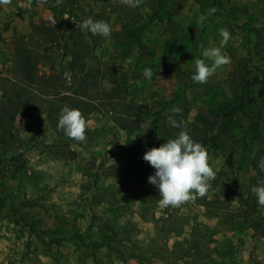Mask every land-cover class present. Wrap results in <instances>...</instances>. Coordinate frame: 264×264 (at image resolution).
<instances>
[{
  "label": "rangeland",
  "instance_id": "1",
  "mask_svg": "<svg viewBox=\"0 0 264 264\" xmlns=\"http://www.w3.org/2000/svg\"><path fill=\"white\" fill-rule=\"evenodd\" d=\"M89 17L109 22L111 35L82 30ZM43 23L77 45L84 71L65 78L102 109L85 119L83 141L45 116H18L16 137L0 134V264H264V206L251 191L264 178V0H11L0 5V87L15 39ZM42 37L43 55L65 54ZM201 45L230 58L203 84L191 79ZM125 106L145 115L129 123ZM174 106L188 126L209 109L230 121L216 127L207 193L163 206L156 187L154 201L133 193L121 171L148 150L144 137L156 142L154 120Z\"/></svg>",
  "mask_w": 264,
  "mask_h": 264
},
{
  "label": "trees",
  "instance_id": "2",
  "mask_svg": "<svg viewBox=\"0 0 264 264\" xmlns=\"http://www.w3.org/2000/svg\"><path fill=\"white\" fill-rule=\"evenodd\" d=\"M58 33L54 28L43 23L41 26H35L31 34L18 36L15 39L11 65L2 76L3 83L0 87L1 137L9 139L16 137L15 121L18 116L34 120L39 119L40 116H45L56 127L60 110L65 105L80 110L85 119L93 112L101 111L102 107L97 102L87 100L79 90L75 89V78L73 82H67L65 78L67 70L72 74L78 72V70L82 73L84 70H77V67L79 68L77 61H80V56L74 52L77 50V45L69 44L68 47L65 35H59ZM40 34L43 35L41 41L48 45L51 50H53V46L56 48L63 43L65 54L60 56L59 53H50L48 50H43L48 54L47 56L43 55L42 50L40 51L35 43V35ZM83 45L85 49H88L89 44L87 42L84 41ZM70 48L73 52L68 62L66 57L69 52L71 53ZM84 83L87 85L86 80ZM87 90L88 88L84 87L83 91L87 92ZM103 94L106 95L105 98L110 109L118 114L119 111L111 103V92L103 91ZM126 108V110H121L123 112L119 115L128 114L126 121H129V123L132 120L138 123L139 118L145 115L144 111L140 112L141 108L135 107L137 113L134 117L131 114V106ZM221 114L209 109L208 115L200 113L195 123L189 126L178 119L177 121L182 128L187 129L194 140L200 142L206 148L209 154L216 147L215 144L218 140L219 131L215 132L216 127L221 125L220 131H223L230 121H224V118H220ZM167 115L170 114L159 113L158 120H154L155 132L153 136L157 137L155 143V140L150 141L147 136L144 137V141L149 144L148 149L159 147L167 139L174 138L180 131V129L173 128L168 123ZM211 115L216 118L214 122L209 121ZM218 120H221V122ZM154 171L155 169L143 157L132 154L121 173L125 176L127 183L133 186V193H151L149 194L150 200L154 201L158 198L152 194L155 186L148 182L149 175L153 174Z\"/></svg>",
  "mask_w": 264,
  "mask_h": 264
},
{
  "label": "clouds",
  "instance_id": "3",
  "mask_svg": "<svg viewBox=\"0 0 264 264\" xmlns=\"http://www.w3.org/2000/svg\"><path fill=\"white\" fill-rule=\"evenodd\" d=\"M11 0H0V5L9 4ZM60 3L61 0H56ZM129 2V0H126ZM206 17L201 15L199 22L203 23ZM56 24L54 18L51 19ZM81 29L90 32L92 35L109 37L112 28L105 20H93L91 17L81 23ZM221 37V44L226 45L230 39V32L227 28L218 29ZM202 58H196L194 72L191 79L196 83H206L216 69L230 62L221 47L201 45ZM145 76H151V69H145ZM170 115L166 119L173 127L180 129L174 138L167 139L159 147H153L145 151L143 159L154 169L149 175L148 182L153 184L159 192L160 203L163 206H177L193 198V194L204 196L209 187V181L215 177V172L209 165V157L206 148L194 140L187 129L182 128L177 121L176 114L181 110L173 107L169 110ZM57 127L63 130L64 134L74 140L83 141L86 138V121L80 110L65 105L60 110ZM257 167L264 173V156L260 157ZM256 202L264 206V178L258 179L251 188Z\"/></svg>",
  "mask_w": 264,
  "mask_h": 264
}]
</instances>
